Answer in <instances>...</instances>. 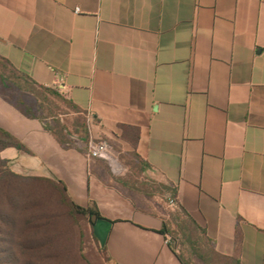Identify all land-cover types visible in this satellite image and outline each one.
Masks as SVG:
<instances>
[{
    "label": "crops",
    "instance_id": "1",
    "mask_svg": "<svg viewBox=\"0 0 264 264\" xmlns=\"http://www.w3.org/2000/svg\"><path fill=\"white\" fill-rule=\"evenodd\" d=\"M0 58L85 119L89 134L62 144L0 95V127L31 152L1 158L95 203L114 223L104 264H181L166 207L122 178V155L175 190L219 253L264 264V0H0ZM121 126L139 128L136 147Z\"/></svg>",
    "mask_w": 264,
    "mask_h": 264
},
{
    "label": "trees",
    "instance_id": "2",
    "mask_svg": "<svg viewBox=\"0 0 264 264\" xmlns=\"http://www.w3.org/2000/svg\"><path fill=\"white\" fill-rule=\"evenodd\" d=\"M11 77L23 81L29 92L37 89L25 75L11 67L5 59L0 58V95L27 118L45 122L40 117L22 110V107L7 94L10 85L9 78L11 79ZM40 90L56 96L60 95L47 87H41ZM22 102L27 105L25 99ZM69 105L75 113H79L80 110L72 103ZM29 108L31 109V107ZM84 123L83 129L77 133L78 137L89 134L87 124ZM120 128L123 132L121 139L136 147L140 137L139 128L132 126H121ZM47 129L53 132L62 144L67 143V141H70L71 144L74 143L71 140L73 133L70 130L63 127L51 129L48 126ZM9 148L31 154L23 142L0 127V264H80V261L91 264L83 253V249L80 247L77 250L70 243L66 230L63 229L62 221L65 217L74 220L77 218L86 219L91 226L88 242L100 244L93 233L92 217L96 215L101 218L95 203L83 208L70 197L63 182L41 176H23L14 172L9 161L1 158V153ZM171 191L172 196L176 199L175 190ZM177 211L202 232L204 244L207 246V255L201 252L198 259L203 264H241L238 259L219 253L213 242L206 236L204 228L181 207ZM170 229L169 222L165 223L161 234L164 236L171 235L173 240H178L179 238L175 237ZM193 245L196 246V244ZM182 246L183 244L180 245L181 248ZM97 249V254L104 264L107 259V246L102 248L100 245ZM176 250L181 264H197L196 257L187 258L185 252L183 253L177 248Z\"/></svg>",
    "mask_w": 264,
    "mask_h": 264
},
{
    "label": "rangeland",
    "instance_id": "3",
    "mask_svg": "<svg viewBox=\"0 0 264 264\" xmlns=\"http://www.w3.org/2000/svg\"><path fill=\"white\" fill-rule=\"evenodd\" d=\"M6 75L10 77L8 73H6ZM9 83L10 85L7 94L12 97V100L21 106L22 110H26V112L28 111L32 115L43 119L49 128L58 129V127H63L66 130H70L73 133V137H77V133L83 129L82 126L85 124V119L82 116L77 115L62 96H56L40 89H35L33 92H29V90L25 88L23 81L14 77H11V79L9 78ZM23 99L26 100L27 105L22 102ZM29 107H31V109ZM120 162L127 167V172L125 176L122 177L125 181L134 185L139 191H144L152 196L155 195L156 199L166 207L169 216L168 222L171 226L170 232L173 233L175 237L177 236V238H179L178 240H173V237L169 235L174 246L177 249H180L181 252H185L187 258L196 257L197 264H203V262L198 259L201 252L207 255V246L204 244L203 235L201 234L202 232L196 229L185 217L182 216V214H180V212L177 211V209H170L168 204L169 195L165 194V191H167L168 188L150 176L142 173V171L138 169L137 162L134 160L132 161L131 158L126 159V157L122 155ZM105 163L109 169H111L110 165L107 162ZM113 174L115 175L114 172ZM115 176L121 177L122 175ZM50 194L53 195L51 192ZM62 225L63 229L66 230L70 243H72L77 250L81 247L83 253L87 256V259L91 264H102L103 261L97 254V247L100 246V244L97 245L94 242H88V235L91 226L86 219L77 218L74 220L65 217L62 221ZM182 244L183 246L181 248L180 245ZM193 244H196V246ZM79 263L86 264L83 261H80Z\"/></svg>",
    "mask_w": 264,
    "mask_h": 264
},
{
    "label": "built area",
    "instance_id": "4",
    "mask_svg": "<svg viewBox=\"0 0 264 264\" xmlns=\"http://www.w3.org/2000/svg\"><path fill=\"white\" fill-rule=\"evenodd\" d=\"M88 156L93 160H101L107 162L115 175H122L124 172L123 167L118 162L116 156L112 153L109 144L105 141H91L88 145ZM168 204L170 206V209L172 210L178 208V202L173 196L168 197ZM166 243L169 246L174 247L170 236H166Z\"/></svg>",
    "mask_w": 264,
    "mask_h": 264
},
{
    "label": "water",
    "instance_id": "5",
    "mask_svg": "<svg viewBox=\"0 0 264 264\" xmlns=\"http://www.w3.org/2000/svg\"><path fill=\"white\" fill-rule=\"evenodd\" d=\"M92 223L94 225V236L99 241L102 248L106 247L111 229L113 228L112 221L98 218V216L94 215L92 217Z\"/></svg>",
    "mask_w": 264,
    "mask_h": 264
}]
</instances>
